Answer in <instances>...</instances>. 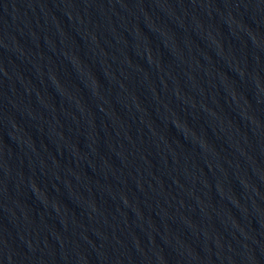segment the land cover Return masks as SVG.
I'll use <instances>...</instances> for the list:
<instances>
[{"label": "water", "instance_id": "water-1", "mask_svg": "<svg viewBox=\"0 0 264 264\" xmlns=\"http://www.w3.org/2000/svg\"><path fill=\"white\" fill-rule=\"evenodd\" d=\"M0 264H264V0H0Z\"/></svg>", "mask_w": 264, "mask_h": 264}]
</instances>
